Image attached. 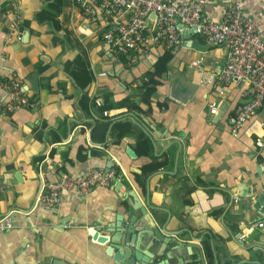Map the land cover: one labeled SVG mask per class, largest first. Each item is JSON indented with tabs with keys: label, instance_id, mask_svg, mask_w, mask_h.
<instances>
[{
	"label": "crops",
	"instance_id": "0c3cea01",
	"mask_svg": "<svg viewBox=\"0 0 264 264\" xmlns=\"http://www.w3.org/2000/svg\"><path fill=\"white\" fill-rule=\"evenodd\" d=\"M197 1L212 21H220L230 4L243 3L264 39V0ZM53 2L0 0V75L6 81L17 76L36 105L0 116V219L12 212L14 221L11 229H0V264H116L106 253L108 244L94 236L100 226V234L111 237L107 226L133 214L136 224L142 220L128 193L167 234L181 230L179 238L197 243L203 264H264V206H256L264 195V144H257L264 142V106L237 136L232 134L230 117L247 99L248 84L218 79L227 49L206 43L179 23L184 46L170 52L164 77L155 71L167 52L164 46L151 41L129 66L103 39L106 20L86 17L73 0H63L58 28L39 21ZM14 21L21 39L29 28L28 42L8 40ZM79 57L92 77L85 86L69 70ZM149 73L155 92L149 102L139 101L138 112H98L94 102L134 96ZM209 74L216 77L204 84ZM175 77L197 86L187 104L169 96ZM84 96L87 107L81 104ZM213 103L218 113L225 108L221 116L209 113ZM126 118L133 126L123 135L115 123ZM143 137L152 143L150 154L137 152ZM128 145L138 158L127 156ZM108 155L118 171L110 186L86 195L65 191L57 210L37 201L42 188L64 173L86 176L93 168L106 169ZM157 163L162 167L153 170ZM189 233L200 239L192 240ZM197 257L195 251L183 259L199 264ZM155 260L180 264L182 258Z\"/></svg>",
	"mask_w": 264,
	"mask_h": 264
},
{
	"label": "built area",
	"instance_id": "2783aa9c",
	"mask_svg": "<svg viewBox=\"0 0 264 264\" xmlns=\"http://www.w3.org/2000/svg\"><path fill=\"white\" fill-rule=\"evenodd\" d=\"M80 11L90 19L103 17L109 28L103 39L113 51L125 59L129 66L138 61V54L148 47L150 42L164 46L170 52H176L184 46L178 24L198 33L202 39L214 46L227 49L224 68L217 74L220 81L243 80L248 84L247 99L237 106L230 117L231 132L239 134L244 124L255 116L264 106V39L258 22L245 14L241 2L230 4L220 21L210 20L203 12V4L197 0H73ZM156 13L149 27L150 14ZM9 41H20L21 30L17 21L10 26L7 35ZM214 74L203 77V83L209 84ZM0 90L5 92L4 101L0 99V116L12 113L20 108H34L36 105L27 97L22 82L17 76L7 81L0 75ZM97 105L101 101L97 100ZM218 106L210 105L209 113L215 115ZM104 111V115H108ZM258 146L264 142L257 140ZM118 179L115 168H93L86 176H72L64 173L55 182L42 188L37 201L45 208L57 210L65 191H76L86 195L96 187H108ZM239 198H235L238 202ZM12 212L0 219V229L13 227ZM262 223L259 224L261 226Z\"/></svg>",
	"mask_w": 264,
	"mask_h": 264
},
{
	"label": "water",
	"instance_id": "95a60500",
	"mask_svg": "<svg viewBox=\"0 0 264 264\" xmlns=\"http://www.w3.org/2000/svg\"><path fill=\"white\" fill-rule=\"evenodd\" d=\"M155 16V12L150 14L151 21L149 22V27L152 29L156 28L155 23H153ZM192 30L195 32V29ZM29 35V28H25V33L21 42H28ZM182 81L183 80L179 77L171 79L169 96L183 104H187L189 99L194 95L197 86L183 84ZM181 88H185L186 91H181ZM219 110V113L217 112V117L219 115L221 116L225 108L220 107ZM125 152L131 159L138 158V154L129 145L126 147ZM107 159L108 163L106 164V168H112L114 162L111 161V156L108 155ZM128 196L133 199L132 208L134 211L140 212L142 220L136 224L137 216L133 214L127 221L124 220L120 222L117 220L115 224L107 226L106 230L109 233H113L111 237L100 234L102 231V228H98L100 226L96 228L97 233L94 236L99 243L108 244L106 253L113 257L116 264H137L136 262H140V264H169L162 260L156 261L155 258L165 257L168 261V259L173 258V256L182 258V260H179L180 264H190V261L183 259V257L186 256V254L193 255L195 251H198V257L194 261L203 264L199 251L200 246L197 243L179 238L178 235L181 234V230L173 231V234H167L170 231H168L165 226L159 228L147 214L145 208L135 200L133 194L128 193ZM256 206L258 208L264 206V195L259 197ZM189 237L192 240L200 239L194 237L192 233H189ZM167 249L170 250L171 254L165 252Z\"/></svg>",
	"mask_w": 264,
	"mask_h": 264
},
{
	"label": "trees",
	"instance_id": "16d2710c",
	"mask_svg": "<svg viewBox=\"0 0 264 264\" xmlns=\"http://www.w3.org/2000/svg\"><path fill=\"white\" fill-rule=\"evenodd\" d=\"M64 2L63 0H54L53 3H50L49 6H47L46 9H44L42 12H40L38 19L39 21H52L54 22V25L56 28L59 27V20L58 16L62 13L63 7H64ZM170 51L167 50V52L160 56L155 67V71H161L163 76L165 77L166 72H167V65L170 60ZM71 74L77 81V83L80 86H85L91 82V73L88 69L87 63L79 57L76 60V63L73 64L72 68H69ZM154 81V74L149 73L147 74L146 80H143V82L138 86L136 93L134 96H129L126 97L125 99L119 101V102H114L110 100L109 97H106L101 103V105H97L96 102L95 105L98 107V112L103 113L104 111H111L115 109H122L125 108L127 109L128 112H135L139 111V101H144V102H149V99L152 97V95L155 92V88L150 85V83ZM139 99V100H136ZM88 97L84 96L81 100V104L83 107H87L88 104ZM95 101V100H94ZM133 126V123L129 121L127 118L125 120H119L115 123V127L119 129L120 134H127L131 131V128ZM137 152L140 154L141 151H144L146 154H150L152 152V143L150 140L146 137H143L140 139V142L138 144ZM162 167V163H157L154 169H159ZM206 250L207 254L211 257V251L209 248V245L206 244Z\"/></svg>",
	"mask_w": 264,
	"mask_h": 264
}]
</instances>
